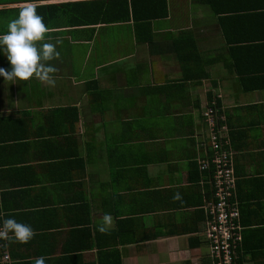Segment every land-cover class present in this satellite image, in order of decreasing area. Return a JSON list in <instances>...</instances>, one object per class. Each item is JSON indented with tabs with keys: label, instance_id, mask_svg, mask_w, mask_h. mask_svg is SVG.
Listing matches in <instances>:
<instances>
[{
	"label": "crops",
	"instance_id": "obj_1",
	"mask_svg": "<svg viewBox=\"0 0 264 264\" xmlns=\"http://www.w3.org/2000/svg\"><path fill=\"white\" fill-rule=\"evenodd\" d=\"M96 1L32 0L50 29L43 42L60 52L54 87L0 76V224L36 233L1 239L11 264H211L199 165L214 95L236 152L242 262L264 264V0H168L151 26L143 19L160 6L137 2L136 18L128 0L125 21L69 23L62 4L90 2L78 9L89 20L106 8ZM24 2L0 1V34ZM184 31L185 63L174 47ZM0 68L11 70L2 49Z\"/></svg>",
	"mask_w": 264,
	"mask_h": 264
},
{
	"label": "built area",
	"instance_id": "obj_2",
	"mask_svg": "<svg viewBox=\"0 0 264 264\" xmlns=\"http://www.w3.org/2000/svg\"><path fill=\"white\" fill-rule=\"evenodd\" d=\"M216 98L219 96L216 95ZM216 98L204 110L205 120L211 131V152L200 161L199 167L208 179L213 197L207 200L203 236L210 249L211 264H243L240 249L244 239V226L241 223L240 202L236 192L235 152L228 148V128L225 116L219 112L221 107L217 105ZM11 261L0 239V264H11Z\"/></svg>",
	"mask_w": 264,
	"mask_h": 264
},
{
	"label": "clouds",
	"instance_id": "obj_3",
	"mask_svg": "<svg viewBox=\"0 0 264 264\" xmlns=\"http://www.w3.org/2000/svg\"><path fill=\"white\" fill-rule=\"evenodd\" d=\"M49 31L44 18L37 13L36 3L25 0L19 7L18 16L7 22L6 33L0 34V49L11 65L10 71L0 68V76L5 82H24L35 77L43 84L55 86L56 80L53 74L57 73L58 69L49 62L59 60L60 52L57 51L56 44L43 42ZM179 198L177 193L174 199ZM112 225L113 217L106 213L98 230L105 233ZM35 235L30 225L17 222L14 218L4 219L0 225V239L9 243L26 244ZM47 259L50 257H36L33 264H46Z\"/></svg>",
	"mask_w": 264,
	"mask_h": 264
},
{
	"label": "trees",
	"instance_id": "obj_4",
	"mask_svg": "<svg viewBox=\"0 0 264 264\" xmlns=\"http://www.w3.org/2000/svg\"><path fill=\"white\" fill-rule=\"evenodd\" d=\"M203 2V4H207L209 6H212L214 4V2L216 0H201ZM137 2H141L145 5H149L152 9H155L156 6H160L161 11L158 14H153L151 16H146L144 17V21L151 26V20L149 18H155L156 16L158 17H164L168 15V0H132L131 1V7L129 6V2L128 0H100V1H96V3H98L99 5H106V8L104 10H96L95 13L94 12H88L90 15L91 19H82V14H84L85 12H81L78 11V9L81 6H88L91 3L90 2H79V3H68V4H62L63 6H65L67 9L72 10V20L69 21V23L71 24H75V23H80V24H86V22H95L97 20H104V22H119V21H125L128 19L127 16H129L130 14V9L133 11V16L135 15V17L137 18V15L135 13V6ZM49 7L48 9H56L57 7L55 5L53 6H47ZM44 7H37V9H42ZM75 8V9H74ZM126 10V13L124 15L123 11ZM147 11H151L150 9ZM218 13V12H215ZM151 29V28H150ZM187 41H189L188 45H191L190 43H192L194 41L193 36L191 35V33H187V32H181L180 35L174 40V47L176 48V51L179 54L180 59L182 60L183 63H185V61L187 60V57L185 56L186 51L181 50V48L179 47V45L184 46V44L187 43ZM190 70V69H189ZM205 74V73H204ZM260 88L264 87V84L259 85ZM216 98V95L212 96L211 100L213 101V99ZM210 100V101H211ZM217 100V105L220 106L222 108V104L220 103V99L216 98ZM212 102H210L211 104ZM209 104V105H210ZM219 110L220 114L225 116V123L228 126V130H229V124H228V116L226 114V112L224 111V109ZM205 118V116H204ZM227 130V132H228ZM228 139H229V145L228 148L230 150H233L232 147V140L231 137L228 135ZM235 152V151H234ZM235 161H236V152H235ZM204 175V178H206L205 173H202ZM207 179V178H206ZM208 181V179H207ZM208 199L213 197V191L210 185H208ZM237 187H238V178H237ZM237 192V189H236ZM205 214V211H204ZM204 218L206 219V214L204 216ZM244 238V236H243ZM242 248V247H241ZM240 253L242 254V251L240 249ZM241 260H242V256H241Z\"/></svg>",
	"mask_w": 264,
	"mask_h": 264
},
{
	"label": "rangeland",
	"instance_id": "obj_5",
	"mask_svg": "<svg viewBox=\"0 0 264 264\" xmlns=\"http://www.w3.org/2000/svg\"><path fill=\"white\" fill-rule=\"evenodd\" d=\"M0 1H2V0H0ZM126 31H128V29H124V30H120V31H114L113 33L114 34H111L109 37H108V39L109 38H111L112 36H115V37H117V38H119V37H122L123 36V34L122 33H124V32H126ZM126 34V33H125ZM126 36L127 37H129V35H127L126 34ZM118 42V41H117ZM129 44L128 45H130L131 44V42H130V39H129V42H128ZM208 182V181H207ZM207 205V204H206ZM206 205L204 206V211H205V209H206Z\"/></svg>",
	"mask_w": 264,
	"mask_h": 264
}]
</instances>
